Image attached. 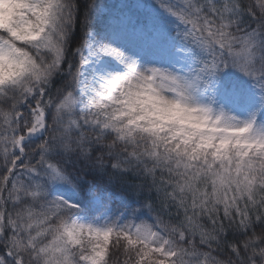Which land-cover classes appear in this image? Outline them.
<instances>
[{
	"label": "snow or ice",
	"instance_id": "6c2138e0",
	"mask_svg": "<svg viewBox=\"0 0 264 264\" xmlns=\"http://www.w3.org/2000/svg\"><path fill=\"white\" fill-rule=\"evenodd\" d=\"M151 5L111 22L133 54L101 0H0V264H264V0ZM88 171L149 219L81 222L52 188Z\"/></svg>",
	"mask_w": 264,
	"mask_h": 264
},
{
	"label": "trees",
	"instance_id": "16d2710c",
	"mask_svg": "<svg viewBox=\"0 0 264 264\" xmlns=\"http://www.w3.org/2000/svg\"><path fill=\"white\" fill-rule=\"evenodd\" d=\"M101 3L104 5V8L96 17L94 24L95 33L97 38H111L109 28L112 26L111 22L113 20H119L122 16L129 14L148 15V13H141L139 10L148 8L151 5V0H101ZM151 6L154 9L157 23L162 26L165 24H174L171 18L164 17L163 14L159 13L158 9H155L154 5ZM173 32L174 29L169 30L170 34ZM76 35L79 37V31H77ZM234 73L235 72H226L222 74L219 77V81L222 82L227 76ZM261 120H264V116H261ZM69 167L71 169V166ZM131 179L132 177H129V180ZM75 182L77 183L76 188L57 184L53 186L52 192L54 195L63 196L65 199L78 203L80 205L78 216L84 213L88 215L96 213L97 207L94 206L91 195L94 194L95 196L102 197L104 205L112 206V214H116V212L120 211L122 214L121 216L125 217V219H129L128 221L136 223L149 219L146 210L138 211L135 214L133 213V209H139L140 204L130 184L110 181L106 174L94 171L84 172L82 179ZM108 197L112 198L113 202L108 201ZM101 209L105 211V207H101Z\"/></svg>",
	"mask_w": 264,
	"mask_h": 264
},
{
	"label": "rangeland",
	"instance_id": "374dc122",
	"mask_svg": "<svg viewBox=\"0 0 264 264\" xmlns=\"http://www.w3.org/2000/svg\"><path fill=\"white\" fill-rule=\"evenodd\" d=\"M104 42H111L113 44H118L121 47L126 48L128 51L133 52V54L136 53V51L141 48L140 44H134L132 46H130L131 41L129 40V38L124 37L121 40H111V38H105V37H100L98 38ZM160 52L156 49L153 48H148L143 56L142 59L146 62L150 61L153 57L155 56H159ZM116 66L113 65V68H115ZM218 87L221 90V92L224 91H232L233 89L239 91V90H245L246 92H248L252 98H253V103L252 106L255 107L256 103H258V101L256 100L255 97V90L252 88L251 83L242 75H240L239 73H234V74H230L229 76H227L222 82H218ZM245 112H240L239 115H241L242 117L245 116ZM92 195V202L94 203V206L97 207L96 208V213L94 214H82L81 216L79 215L78 218L81 222H85V223H93L97 226H104L107 223H111L112 221H118L119 223L123 224L126 223L129 219H125V217L121 216V212H116V214H112L111 210H112V206L110 205H104L103 199L100 196H95L94 194ZM108 201L113 202V199L108 197L107 198ZM101 207H105V211H103L101 209ZM87 215V216H86ZM123 220V222H122ZM129 222V221H128Z\"/></svg>",
	"mask_w": 264,
	"mask_h": 264
}]
</instances>
